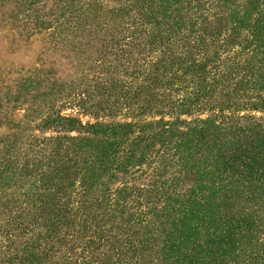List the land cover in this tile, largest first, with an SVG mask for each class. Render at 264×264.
Here are the masks:
<instances>
[{"label":"trees","instance_id":"obj_1","mask_svg":"<svg viewBox=\"0 0 264 264\" xmlns=\"http://www.w3.org/2000/svg\"><path fill=\"white\" fill-rule=\"evenodd\" d=\"M111 1L61 2L103 71L3 143L0 264H264V0Z\"/></svg>","mask_w":264,"mask_h":264},{"label":"rangeland","instance_id":"obj_2","mask_svg":"<svg viewBox=\"0 0 264 264\" xmlns=\"http://www.w3.org/2000/svg\"><path fill=\"white\" fill-rule=\"evenodd\" d=\"M63 1L0 0V152L3 143L16 136L19 153L28 136L56 134L54 130L36 129L39 117L50 106L56 109L64 101L59 98L72 96L78 86L84 90L93 85L92 79L103 71L92 62L101 17H76L82 23L78 31L80 35L82 30V34L76 39L83 44H78L70 33H59L62 16L69 14L63 15L60 10ZM101 1L103 12L114 4L111 0ZM115 27L111 24L110 30ZM61 111L79 117L83 123L95 121L77 106L68 105ZM253 113L264 118V113ZM16 123L19 127L14 126Z\"/></svg>","mask_w":264,"mask_h":264}]
</instances>
